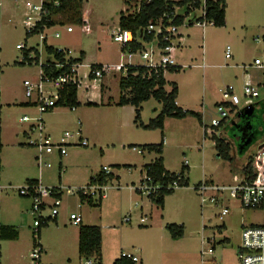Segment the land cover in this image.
Segmentation results:
<instances>
[{
  "label": "rangeland",
  "instance_id": "1",
  "mask_svg": "<svg viewBox=\"0 0 264 264\" xmlns=\"http://www.w3.org/2000/svg\"><path fill=\"white\" fill-rule=\"evenodd\" d=\"M27 1L39 2L0 0V223L15 225L20 232L16 240L0 239V264H37L31 255L35 231L34 217L29 213L31 200L19 193L26 178L35 175L42 177L44 186L63 191L58 222L51 220L43 226L37 239L43 247L40 264H87L89 259L94 262L98 259L97 255H80V224L69 219L73 212L82 215L83 225L102 228L104 264H112L122 252L137 254L138 264H238L242 231L247 225L264 226V206L244 208L227 194L214 202L210 199L213 192L201 195L195 187L204 180L219 185L234 184L237 176L243 178L245 165L250 160L253 164L257 161L264 134L242 153L238 146L241 139L231 136L227 123L245 107L242 91L248 76L259 89L255 102H264V70L244 68V64L252 63L264 53V0H225L227 23L223 27L202 28L196 22L179 27L184 40L176 54V65L183 68L167 72L166 88L170 90L171 83L176 82L178 98L185 109L202 113L203 124L191 115L183 119L166 118L162 155L165 165L179 173L188 161L185 175L189 184L175 188L166 196L164 208L148 198V191L136 192L144 177V164L160 155L133 149L138 144L160 143L162 130L145 129L135 123L120 128L113 122L117 110L105 112V108H94L87 103L93 90L97 94L95 100H101L102 96L105 103L118 99L120 79L127 75L126 68L120 72L112 70L95 81L87 76L92 64L103 62L113 66L122 60L127 67L142 63L138 54L130 56L123 52L122 46L112 39L122 12H135L140 0H84L81 12L88 19L86 24L55 16L57 21L65 20V24L43 31L44 36L48 35V45L69 50L70 57L78 58L82 51L86 54L83 65L79 66L83 82L78 89L81 102L76 110L59 106L45 113L47 131L53 140L74 143L76 132L81 129L83 138L89 142V146L69 145L63 158L57 153L45 155L43 162L51 166L44 168H39L37 148L29 144L38 135L37 131L30 132L33 121L21 120L26 114L31 118L38 116L36 105L24 104L29 99L23 81L36 79L48 57L42 34L27 35L26 15L31 14L34 21L38 18L26 6ZM69 25L74 28L71 33L67 32ZM56 32L60 37L54 36ZM20 43L26 49L40 52L38 64L21 63L23 50L17 49ZM227 45L232 48L231 59L225 57ZM87 85H92L93 90H88ZM228 85L235 87V104L239 109L228 113L226 125L212 127L213 118H223L218 112V102L223 101L221 90ZM142 107L144 124L150 122L155 108L162 110V104L154 98L145 101ZM234 119H238L237 115ZM66 131L74 134L69 140L64 137ZM214 134L231 143L229 155L217 147ZM104 166H109L113 175L102 173ZM100 173L108 176V188L101 201L99 194H94L93 204L82 200L80 194H68L69 189L87 186L90 178ZM224 207H229V213L220 219ZM141 218L145 220L142 222ZM167 224L183 225L184 235L172 238ZM211 239L215 241V253L208 256L212 261L202 263L201 250L206 247L203 242Z\"/></svg>",
  "mask_w": 264,
  "mask_h": 264
},
{
  "label": "built area",
  "instance_id": "2",
  "mask_svg": "<svg viewBox=\"0 0 264 264\" xmlns=\"http://www.w3.org/2000/svg\"><path fill=\"white\" fill-rule=\"evenodd\" d=\"M208 1L209 0H189L187 3L175 5L171 12H164L163 16L160 17L155 23H150L147 28H142L137 32H133L130 29L121 28L119 26L117 30L112 33V39L119 43L122 47L127 48L123 52L129 53L130 56L132 54H138V57L142 60V63L137 65L145 66L151 70H157L159 68L166 69L169 66H176V54L181 47V42L184 40L183 33L179 31V27L186 24L192 25L195 22L202 28H206L208 25H214V22L212 20H208L207 18ZM51 2L52 0H39V2L36 3L30 1L26 2L28 9L31 10V12L38 14V18L35 21L31 14L26 15V19H24V25L26 28H28L27 32H32L37 24L42 21L43 17L49 14L48 4ZM142 2L149 3L151 0H140L136 11H140ZM53 4L57 6L59 1L54 0ZM188 17L191 18L187 19ZM175 19H181V25L174 23ZM86 23L87 21L84 19L83 24ZM46 28L51 27L44 25L43 30L39 33L42 34ZM73 31L74 28L72 25H69L67 27V32L71 33ZM151 34L153 35L152 39H148L147 36ZM54 36L58 38L60 37V33L56 32L54 33ZM41 37L43 38L44 44L48 46V35L46 34L44 36V34H42ZM136 43L139 44L140 47L135 51H132V45ZM25 47L26 46L24 43L17 44V49L23 50L21 63L38 64L40 62V52L37 49H34L33 52V48L26 49ZM56 49L58 52H63V61L57 59L54 54H48L46 49L48 57L41 65L42 70L40 75L34 80L26 78L23 81L26 97L29 99L30 104L36 105L38 109V116L31 118L26 114L21 118V120L33 121L30 132L33 134L35 131H37L38 135L34 137V139H32L29 144L35 146L39 152V154L36 156L39 168L51 166L50 163L43 162L42 158L45 155L57 153L60 157H63L67 155V147L71 144L89 146L88 140L84 139L82 136L81 129L76 132L77 140L74 143L53 140L52 135L47 131L43 115L52 111L55 107L61 106L59 105V102L62 99L63 92L67 87L76 86V88L79 89L83 83L82 78L79 76V66L83 65V61L71 62L72 59L76 58L69 56V50L60 48ZM231 50V46L227 45L225 57L228 59L232 57ZM129 65L126 67L122 60L113 66L102 64V67H92L91 65L87 76L90 77L92 74L94 77L93 79L98 80L103 78L104 75L109 71L114 70L120 72L125 68L127 73ZM46 67L54 69L55 72H59L65 67L68 69L62 73H59L58 75H53V73H46ZM251 67L264 70V53L262 57H256L252 63L244 64L245 71H248ZM234 90L235 87L233 85H228L223 90H221L223 101L218 103V112L223 118H213L211 121L212 127L221 126L223 120L228 117V113L232 110H236L237 104H235V100L237 98L234 94ZM259 95L260 93L257 85L248 76L244 81V87L242 91V96L245 100V107L256 103L255 99L258 98ZM226 103H230L231 105L228 107ZM71 109L75 110L76 106L71 107ZM26 134L30 135V133ZM73 136L74 134L70 131H66L64 133L66 140H69ZM133 149L140 153H144L139 147H133ZM185 162V164L188 165V161ZM253 167L254 177L252 179H248L245 175L243 178L237 176L234 179V184L228 185H219L215 184L211 180H204L196 185L195 190L201 195H205L208 192H213V194L210 195V199L214 202L220 201L221 196L223 194H227L233 200L238 201V203L244 208H261L264 205V146L261 148L259 147L257 161H254ZM102 172L107 175L109 173L112 174L109 166H104L102 168ZM181 177L182 176L179 175V179L174 180L172 185L169 187L173 189L181 187ZM107 188L108 187L106 184L94 183L88 184L84 187H79L78 189H69L68 194H80L81 197L84 196L91 198H93L94 194H99L100 199V197H105V190ZM159 188L160 185L155 184L149 175L144 174V177L141 179L140 187L136 188V190H138V193H142L144 189L148 191L147 196H149L150 194L157 192ZM19 193L20 195L28 197L31 200L29 213L34 217V237L36 238V244L31 255L33 259L36 260V263L40 264L43 247L40 242H37V239H39L37 230L39 227L48 224L51 220H55V218H57V216L60 214L63 191L58 187L44 186L40 181H38L34 184L25 182V185L20 187ZM228 213L229 207H224L220 213V219H223ZM69 219L75 224H81L83 222L82 215L76 212L71 213ZM144 220V218H141L142 222ZM203 244H205L206 247H203L201 250L202 263L212 261L208 260V256L215 253V241L211 239L207 242H203ZM121 255L131 258L136 263L140 262V257L133 252H122ZM87 264H96V262L89 259ZM238 264H264V226L247 225L244 227L242 231V244L239 249Z\"/></svg>",
  "mask_w": 264,
  "mask_h": 264
},
{
  "label": "trees",
  "instance_id": "3",
  "mask_svg": "<svg viewBox=\"0 0 264 264\" xmlns=\"http://www.w3.org/2000/svg\"><path fill=\"white\" fill-rule=\"evenodd\" d=\"M53 1L48 4L49 14L44 16L42 21H40L32 32H27L28 36H32L43 30L44 25L47 27H52L55 25H64L65 20H56L55 16L66 17L72 23H84V17L81 12L83 8L84 0H58L59 4L55 6ZM189 0L184 1H166V0H151L149 3L142 2L140 11H135L133 13L122 12L119 18V26L121 28L130 29L133 32H137L142 28H147L150 23H155L160 17L163 16L164 12H171L175 5L187 3ZM198 4V3H197ZM207 18L214 22V26L222 27L226 22V2L225 0H209L207 2ZM167 19V18H166ZM174 23L181 25V19H175ZM153 35H148V39H152ZM139 44L132 45V51L139 48ZM48 54H54L55 57L63 61V52H58L54 46H46ZM126 47H122V51L126 50ZM85 57V52L80 53V57L72 59L71 62H82ZM92 67H102V64H93ZM180 65L169 66L166 69L159 68L149 69L141 65H129L127 70V75L121 77L120 88L121 95L118 101V105L131 104L135 107V123L145 129H161L162 130V141L160 143H151L138 146L143 152H156L160 155L154 161L145 164L144 174L149 175L155 184L160 185L157 192L152 193L148 198L159 205L161 208L165 206L166 196L172 194L175 189L170 188L174 180L179 179V175L182 176L180 179L181 186H188V179L186 178V171L189 166L184 163L182 170L179 173L169 171L165 168L163 149H164V121L167 117L183 119L189 115L196 117L201 124H203V116L200 112L184 109L177 105V95H178V85L176 82L171 83V89L167 90V80L165 79V72H177L180 70ZM68 68L65 67L59 72H55L54 69L46 67L45 71L47 74L53 73V75H58L66 71ZM90 77L93 79V75ZM78 89L76 86H69L63 92L62 99L60 100L61 106L64 107H75L78 103L77 97ZM154 98L162 104V110L155 117L151 118L148 124H144L141 121L142 104L145 101ZM255 113L245 119H240L238 123L232 124V122L227 123V126L231 132V136L234 138H240L241 134L237 132H245V139L256 136L252 138V143H254L258 138L264 134V102H256ZM89 105H93L89 103ZM230 106V103H226ZM235 109V108H233ZM240 118V117H238ZM226 125L225 120H223L221 125ZM1 125V117H0ZM238 127L240 129H238ZM215 140L217 147L221 152L229 155L231 149V143L226 141L222 137H218L216 134L212 136ZM244 140L243 142H245ZM251 143V144H252ZM250 145L243 146V143H238L239 150L244 153V151L249 148ZM2 147L1 136H0V148ZM103 173V172H102ZM98 174L95 177L90 178L89 184L100 183L107 184L108 176L104 174ZM113 175V174H112ZM244 175L248 179L254 177V167L253 160H250L244 167ZM111 176V174H110ZM26 183H36L38 180H27ZM138 192V190H136ZM82 200H88L90 204H93V199L91 197H81ZM102 200V197L99 199ZM45 224L43 226H47ZM37 230V234L40 238L41 228ZM166 228L170 231L172 238L178 239L184 235V226L176 224H167ZM35 234V232H34ZM18 237V231L14 226L0 225V239H15ZM36 244V238L34 237V246ZM101 246H102V228L98 225H81L79 229V253L80 255H97L98 259L96 264H103L101 261ZM113 264H138L134 262L131 258L120 256L116 258Z\"/></svg>",
  "mask_w": 264,
  "mask_h": 264
},
{
  "label": "crops",
  "instance_id": "4",
  "mask_svg": "<svg viewBox=\"0 0 264 264\" xmlns=\"http://www.w3.org/2000/svg\"><path fill=\"white\" fill-rule=\"evenodd\" d=\"M226 2V1H225ZM226 10H227V4H226ZM84 17V16H83ZM84 19H87L86 17H84ZM87 22H88V19H87ZM226 23H227V18H226V22H225V25H226ZM224 25V26H225ZM223 27V26H222ZM115 30H117V28L115 29ZM114 30V31H115ZM113 31V32H114ZM225 50H226V47H225ZM85 56H86V54H85ZM233 56V55H232ZM85 58V57H84ZM232 58V57H231ZM231 58H229V59H231ZM228 59V58H227ZM84 61V60H83ZM96 64H105V63H103V62H100V63H96ZM93 65V64H92ZM180 69H182L183 68V66L182 65H180ZM169 72V71H168ZM172 73H174V72H172ZM107 74V73H106ZM166 76H167V72H165V79L167 80V78H166ZM94 80V79H93ZM96 81V80H95ZM178 85V84H177ZM88 86V90L91 88L92 90H93V87H92V85H87ZM94 87H96V84H94ZM96 89H98V87L96 88ZM95 89V90H96ZM167 89V88H166ZM178 94H179V86H178ZM96 96H97V94H96V91H91L90 92V96L88 97V101H87V103L89 104V103H92L93 104V106L92 107H94V108H105L106 109V111L105 112H109V110H111V109H115V110H117V119H114L113 120V122L114 123H117L118 124V126H120V128H123L125 125H127V123H135V116H136V113H135V107L133 106V105H131V104H127V105H118V101H119V98L118 99H113V100H109V102L108 103H105V100H104V98H103V96H102V98H101V96H99L100 98H101V100H95V98H96ZM77 97H78V91H77ZM176 101H177V105L178 106H180V107H182V108H184L185 109V105L183 104V102H182V100H180L179 98H178V95H177V99H176ZM81 101H79V97H78V103H80ZM222 102V101H221ZM23 103V102H22ZM218 103H220V102H218ZM24 104H29V105H31L30 104V102H24ZM106 107H105V106ZM228 106V105H227ZM229 107V106H228ZM238 107V106H237ZM237 109H239V108H237ZM76 110V109H75ZM189 110H191V109H189ZM155 112H154V115H153V117L152 118H155L159 113H160V111H161V109L160 108H155V110H154ZM239 111V110H238ZM231 112H234V110H232ZM142 113V112H141ZM201 115H202V113H201ZM203 116V115H202ZM236 116V115H235ZM235 116L234 117H232V119L230 120V123L234 120V118H235ZM186 118V117H185ZM164 123H166V119H165V121H164ZM136 124V123H135ZM148 124V123H147ZM137 125V124H136ZM165 126L166 125H164V128H165ZM164 128H163V130H164ZM162 133V132H161ZM163 133H164V131H163ZM1 136V135H0ZM164 138H165V135H164ZM164 142H165V139H164ZM1 143H2V141H1ZM144 144H151V143H143V144H138V145H135V146H141V145H144ZM2 148V147H1ZM0 148V149H1ZM163 152H164V149H163ZM64 157V156H63ZM63 157H60V158H63ZM156 159V158H155ZM154 161V160H153ZM145 165V164H144ZM164 165H165V160H164ZM59 168L61 169L62 168V163L60 162V166H59ZM165 168L167 169V170H169L167 167H166V165H165ZM40 170H42V169H40ZM170 171V170H169ZM30 173V172H29ZM30 174H25V176H29ZM27 180H38V181H40V182H42V177L39 175V176H37V175H35V176H32V177H28V178H26V180L25 181H27ZM43 183V182H42ZM166 199V198H165ZM264 206V205H263ZM58 219H59V217L57 216V218H55V220L54 221H56V222H58ZM83 223V222H82ZM80 224V226L81 225H83V224ZM90 223V222H89ZM0 225H5V226H14L16 229H17V231H18V237L17 238H15V239H2V240H16V239H18L19 238V235H20V232H19V229H18V227L17 226H15V225H12V224H2V223H0ZM84 225H90V224H84ZM79 229H80V227L78 228V249H79ZM42 245V244H41ZM101 261H102V263L104 264V262H103V259L101 258ZM113 264V263H112Z\"/></svg>",
  "mask_w": 264,
  "mask_h": 264
},
{
  "label": "water",
  "instance_id": "5",
  "mask_svg": "<svg viewBox=\"0 0 264 264\" xmlns=\"http://www.w3.org/2000/svg\"><path fill=\"white\" fill-rule=\"evenodd\" d=\"M256 104L257 103L250 104V105L244 107L243 109L239 110L237 112V114H236L237 117H240L241 119H245V118L251 117L255 113V110H256V107H257ZM234 123H235V121H232V124H234ZM240 139H241V143H243V146L249 145L251 143V138L248 137L247 139H245V134L244 133L241 134ZM244 140H246V141L243 142ZM263 146H264V143H262L259 147L261 148Z\"/></svg>",
  "mask_w": 264,
  "mask_h": 264
},
{
  "label": "flooded vegetation",
  "instance_id": "6",
  "mask_svg": "<svg viewBox=\"0 0 264 264\" xmlns=\"http://www.w3.org/2000/svg\"><path fill=\"white\" fill-rule=\"evenodd\" d=\"M240 119H241V118H238L237 120L234 119L233 121H235V123H238V122L240 121ZM238 129H240V128L238 127ZM237 133H238V134H242V133L245 134V132H243L242 130H241V132H237ZM245 135H246V134H245ZM262 136H263V135H262ZM262 136H261V137H262ZM253 137H256V136L252 135V137H251V143H252V138H253ZM237 138H238V137H237ZM258 139H259V138H258ZM258 139H257V140H258ZM257 140H256V141H257ZM256 141H255V142H256ZM251 143H250V144H251ZM250 144H249V145H250ZM252 144H253V143H252ZM252 144H251V145H252Z\"/></svg>",
  "mask_w": 264,
  "mask_h": 264
}]
</instances>
